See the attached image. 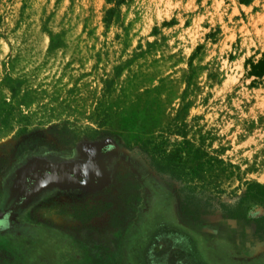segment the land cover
<instances>
[{
  "label": "rangeland",
  "instance_id": "rangeland-1",
  "mask_svg": "<svg viewBox=\"0 0 264 264\" xmlns=\"http://www.w3.org/2000/svg\"><path fill=\"white\" fill-rule=\"evenodd\" d=\"M262 52L264 0H0V207L28 160L86 179L29 203L0 264H264Z\"/></svg>",
  "mask_w": 264,
  "mask_h": 264
},
{
  "label": "flooded vegetation",
  "instance_id": "flooded-vegetation-1",
  "mask_svg": "<svg viewBox=\"0 0 264 264\" xmlns=\"http://www.w3.org/2000/svg\"><path fill=\"white\" fill-rule=\"evenodd\" d=\"M75 152L73 160L70 158L67 160L72 163H77L83 158L90 161L91 164L87 168L88 172H84L90 176V182L93 183L92 176H98L96 179H100L101 182L107 180L110 168L104 166L101 161L105 156L103 153L97 154L93 150L85 149V147L76 148ZM45 160L43 164L38 163L35 159L28 160L13 169L8 196V201L10 200L11 204L8 207H0V236L17 232V223L21 221L19 217L25 213L28 204L43 192L44 194L49 193L50 190L58 187L80 186L77 184L83 178L80 167L74 165L60 171L56 165L60 162L64 164V160L50 156H47ZM79 166L81 165L79 164ZM68 169H71L72 172ZM59 174H61L60 176L67 174V177L72 179L68 180L69 178L63 177L60 180ZM83 180L86 179L83 178ZM71 259L75 262L73 257Z\"/></svg>",
  "mask_w": 264,
  "mask_h": 264
},
{
  "label": "trees",
  "instance_id": "trees-1",
  "mask_svg": "<svg viewBox=\"0 0 264 264\" xmlns=\"http://www.w3.org/2000/svg\"><path fill=\"white\" fill-rule=\"evenodd\" d=\"M250 70L249 75L255 77L264 76V52L261 53V56L257 59L256 62H250ZM230 216H234V214L229 213Z\"/></svg>",
  "mask_w": 264,
  "mask_h": 264
},
{
  "label": "crops",
  "instance_id": "crops-1",
  "mask_svg": "<svg viewBox=\"0 0 264 264\" xmlns=\"http://www.w3.org/2000/svg\"><path fill=\"white\" fill-rule=\"evenodd\" d=\"M73 258L75 259V261H77L78 259L81 258V255H78V256H73Z\"/></svg>",
  "mask_w": 264,
  "mask_h": 264
}]
</instances>
